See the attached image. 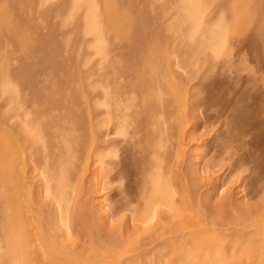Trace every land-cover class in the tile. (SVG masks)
<instances>
[{"label": "rangeland", "instance_id": "1", "mask_svg": "<svg viewBox=\"0 0 264 264\" xmlns=\"http://www.w3.org/2000/svg\"><path fill=\"white\" fill-rule=\"evenodd\" d=\"M211 7L0 0V264H264V0Z\"/></svg>", "mask_w": 264, "mask_h": 264}, {"label": "crops", "instance_id": "2", "mask_svg": "<svg viewBox=\"0 0 264 264\" xmlns=\"http://www.w3.org/2000/svg\"><path fill=\"white\" fill-rule=\"evenodd\" d=\"M225 2H227V0H211V6L214 8V7H217L219 4H223V3H225ZM211 7V8H212ZM246 17H247V21H248V23L250 22L251 23V20H252V23L251 24H253V22L255 23V20L253 19V15H252V13L250 12V11H247L246 12ZM249 23V24H250ZM27 46H29L28 44H24V47L25 48H27ZM103 52H104V49L102 50ZM100 53V52H99ZM2 63V62H1ZM107 150H112V153L114 152V148L113 147H111V148H107L106 149V151ZM102 151H104V150H102ZM106 154H108V153H106ZM114 170H116V172H114ZM110 172V174L108 175V173ZM115 173H117V169L116 168H112V169H107L105 172H104V176L102 177V185H107V186H109V185H113V183H114V176H115ZM109 180H110V182H109ZM70 200H71V197H70ZM71 205V204H70ZM70 205H68V206H65V210H64V216L66 217V223L68 224L69 223V221H67L68 220V209H69V207H70ZM47 239H49L50 240V238L48 237ZM217 250H218V252L216 253V256H215V258L217 257V255L218 256H220V257H222L223 259H221V260H212V264H242V262H243V264H252V263H250V262H256V264H258V251L257 250H251V252L249 253L247 250H243V249H236V248H227V247H225V248H227V249H225V248H223V246H219V245H217ZM224 251V252H223ZM237 252V253H236ZM223 253H226V254H223ZM232 253V256L231 257H229V258H226V257H228V255L229 254H231ZM252 253H254L253 254V256L251 255V259L250 260H248V256L250 255V254H252ZM221 254V255H220ZM237 254H239L240 255V257H241V254H242V257L240 258V257H238L237 258ZM238 255V256H239ZM244 255V256H243ZM245 256H246V258H245ZM263 257V256H262ZM240 258V259H239ZM226 259H229V260H226ZM235 259V260H234ZM237 259V260H236ZM226 260V261H225ZM233 261H235V262H233ZM214 262V263H213ZM219 262V263H218ZM227 262V263H226ZM246 262V263H245ZM262 263H263V261H262Z\"/></svg>", "mask_w": 264, "mask_h": 264}, {"label": "bare ground", "instance_id": "3", "mask_svg": "<svg viewBox=\"0 0 264 264\" xmlns=\"http://www.w3.org/2000/svg\"><path fill=\"white\" fill-rule=\"evenodd\" d=\"M109 128V127H108ZM110 130H112L111 128H109V131ZM108 132V131H107ZM110 133V132H109ZM108 133V134H109ZM111 135H114V134H111ZM124 140H126L125 138H124ZM93 141V140H92ZM109 142V141H108ZM92 144V143H91ZM119 144V143H118ZM118 148H120V145L118 146ZM116 150V149H115ZM114 150V151H115ZM120 151V150H119ZM106 154V151L104 150V151H102V153L101 154ZM120 153V152H119ZM112 154H114V156H115V153H112ZM120 157V156H119ZM118 157V158H119ZM117 158V159H118ZM116 159V158H115ZM114 159V162L115 161H117V160H115ZM101 160V159H100ZM113 162V163H114ZM113 167V166H112ZM112 167H110V169H112ZM116 168V167H115ZM103 169H104V165H103ZM118 171V170H117ZM101 172H103V175H104V172H105V170H103V171H101ZM114 172H116V170H114ZM117 173H119V172H117ZM110 174V172L108 173V175ZM113 179H115V178H113ZM114 181V180H113ZM123 181V180H122ZM109 182H110V180H109ZM121 186H122V183H121ZM46 192V191H45ZM120 193H121V191H120ZM123 197V196H122ZM129 201L131 202L132 200L131 199H129ZM25 203V202H24ZM134 206V205H133ZM131 207V204H128L127 205V208H130ZM150 209H151V207H150ZM155 212V211H154ZM189 212V211H188ZM185 214V213H184ZM189 214V213H188ZM35 215V214H34ZM34 215H31L30 214V217H27V216H25V218H24V220L23 221H21V222H19V219L17 220V221H15L14 222V225H13V227L14 228H12L11 230H12V233L14 234V235H17V237H19V239L20 240H23V238L24 237H26V239H28V247L29 248H31L32 249V251L31 252H29L28 253V256L30 257V259H31V256L32 257H37V250L39 251V249H42V247L44 248V244H45V242H44V240H43V237L41 236V231L39 230V228L36 226V215L34 216ZM190 215V214H189ZM158 216V215H157ZM149 217V216H148ZM150 219H151V217H150ZM147 221H148V219H147ZM233 223V222H232ZM242 224H243V222H242ZM243 226V225H242ZM150 231V230H149ZM25 234V236H23ZM16 237V238H17ZM215 241V240H214ZM23 246V245H22ZM229 247V246H228ZM30 249V250H31ZM212 252H214V251H212ZM237 253V252H236ZM253 254L254 253H252V254H250L249 256H248V260H250L251 258V255L253 256ZM215 256H216V253L214 254ZM221 255V254H220ZM239 254H237V258L238 257H240V255L238 256ZM218 256V255H217ZM232 256V253L231 254H229L228 255V257H226V258H229V257H231ZM244 256V255H243ZM41 257V256H40ZM241 257H242V254H241ZM240 257V258H241ZM239 258V259H240ZM243 258V257H242ZM245 258H246V256H245ZM37 259V264H43V261L42 262H40V263H38V258H36ZM35 259V260H36ZM219 260H221V259H219ZM226 260H229V259H226ZM225 260V261H226ZM235 260V259H234ZM237 260V259H236ZM39 261H40V259H39ZM213 261H214V259H213ZM162 262V261H161ZM160 262V263H161ZM212 262V261H211ZM233 262H235V261H233ZM264 262V261H263ZM159 263V264H160ZM195 263V262H194ZM214 263V262H213ZM219 263V262H218ZM227 263V262H226ZM246 263V262H245ZM250 263H252V264H256V262H250ZM212 264V263H211ZM215 264V263H214ZM220 264V263H219ZM242 264H243V262H242ZM249 264V263H248Z\"/></svg>", "mask_w": 264, "mask_h": 264}]
</instances>
